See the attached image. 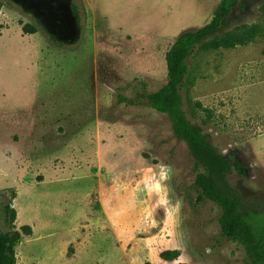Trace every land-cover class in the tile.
<instances>
[{
    "label": "rangeland",
    "instance_id": "374dc122",
    "mask_svg": "<svg viewBox=\"0 0 264 264\" xmlns=\"http://www.w3.org/2000/svg\"><path fill=\"white\" fill-rule=\"evenodd\" d=\"M0 1L1 215L35 162L85 128L98 124L115 154L103 167L111 225L86 230L70 262L60 246L68 233L24 236L17 264H247L244 247L221 235V207L200 200L202 169L185 141L166 114L139 102L167 82L176 37L208 23L221 0H72L67 38L48 26L51 8L40 0ZM250 27L258 32L244 44L198 46L181 94L188 118L244 163L246 174L228 179L264 225V0L236 8L220 35ZM174 249L178 258L161 256Z\"/></svg>",
    "mask_w": 264,
    "mask_h": 264
},
{
    "label": "trees",
    "instance_id": "16d2710c",
    "mask_svg": "<svg viewBox=\"0 0 264 264\" xmlns=\"http://www.w3.org/2000/svg\"><path fill=\"white\" fill-rule=\"evenodd\" d=\"M247 1L221 0L208 23L178 35L166 54L167 82L154 92L142 93L139 102L166 114L174 133L185 141L197 167L202 169L197 172L194 182L200 200L208 199L221 207L222 237L244 247L247 264H264V225L256 219L242 193L228 179L232 170L245 175L244 163L239 158L232 161L219 151L203 128L188 118L181 94L188 73V59L198 46L231 48L246 43L257 34V29L250 27L241 34L220 35L229 24L233 11L244 8ZM2 5L0 1V10ZM24 30L33 32L36 28L25 26ZM122 101L136 103L135 99L122 98ZM3 213H0V264H17L16 249L21 241V231L14 223L17 212L12 201L4 204ZM22 231L26 234L32 232L28 225H24ZM161 256L174 260L180 256V250H165Z\"/></svg>",
    "mask_w": 264,
    "mask_h": 264
},
{
    "label": "crops",
    "instance_id": "0c3cea01",
    "mask_svg": "<svg viewBox=\"0 0 264 264\" xmlns=\"http://www.w3.org/2000/svg\"><path fill=\"white\" fill-rule=\"evenodd\" d=\"M103 138L98 124L89 126L62 149L35 162L34 173L15 188L12 198L17 212L14 223L21 231V242L25 241L24 236L29 237L26 240L39 241L66 232L69 235L60 246L70 262L80 253L86 230L111 225L105 204L108 183L103 167L109 155L115 154ZM33 185L35 193L31 190ZM24 225L31 227L30 234L22 231ZM69 246H73L72 255L66 254Z\"/></svg>",
    "mask_w": 264,
    "mask_h": 264
},
{
    "label": "flooded vegetation",
    "instance_id": "af4514ba",
    "mask_svg": "<svg viewBox=\"0 0 264 264\" xmlns=\"http://www.w3.org/2000/svg\"><path fill=\"white\" fill-rule=\"evenodd\" d=\"M71 7L72 4L67 8H59L55 5H51V9L47 11L48 16H50L52 19V22H48V26L53 30L58 29L60 36H62L63 38H67L68 36L72 35L75 31L72 26L73 21L71 18ZM66 27L70 28L69 32L65 31Z\"/></svg>",
    "mask_w": 264,
    "mask_h": 264
},
{
    "label": "water",
    "instance_id": "95a60500",
    "mask_svg": "<svg viewBox=\"0 0 264 264\" xmlns=\"http://www.w3.org/2000/svg\"><path fill=\"white\" fill-rule=\"evenodd\" d=\"M38 1V0H35ZM43 4H45L46 6H51V5H55L59 8L62 7H69L71 5L72 0H40Z\"/></svg>",
    "mask_w": 264,
    "mask_h": 264
}]
</instances>
